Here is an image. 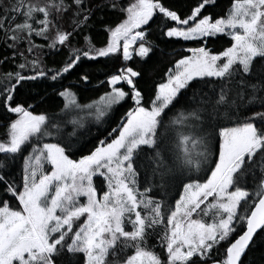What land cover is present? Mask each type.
<instances>
[{
	"label": "snow or ice",
	"instance_id": "1",
	"mask_svg": "<svg viewBox=\"0 0 264 264\" xmlns=\"http://www.w3.org/2000/svg\"><path fill=\"white\" fill-rule=\"evenodd\" d=\"M214 2L202 0L181 18L162 0H133L119 9L123 20L105 25L104 46L84 35L87 47L71 46L60 68L29 59L26 53L44 47L34 37L59 52L115 2L12 0L0 10L3 42L20 61L0 74V106L17 117L0 139V264H243L246 250L264 242V0H231L223 15H204ZM157 13L175 22L163 32L169 38L223 34L230 46L215 54L206 45L188 49L192 55L177 60L147 99L137 84L141 73L121 67L108 76L109 90L85 103L72 84L55 93L63 101L58 111L35 113L16 101L24 82L62 80L84 58L121 50L124 62L133 51L148 57L154 45L142 26ZM129 97L134 106L108 134L115 138L70 158L82 139L78 130L103 123ZM96 176L106 182L102 195ZM179 185L174 206L160 196ZM153 236L160 252L150 245Z\"/></svg>",
	"mask_w": 264,
	"mask_h": 264
},
{
	"label": "trees",
	"instance_id": "2",
	"mask_svg": "<svg viewBox=\"0 0 264 264\" xmlns=\"http://www.w3.org/2000/svg\"><path fill=\"white\" fill-rule=\"evenodd\" d=\"M11 2L12 0H0V10L8 6ZM113 2L117 4V8L113 9L109 6L102 11H96L95 15L89 20L91 27L85 29L82 33L77 30V35L72 38L71 45L69 47H61L59 52H56L54 49H48L47 41L43 38L34 37L33 43L44 45V47L32 53H26L29 59L39 56L43 60L44 65L48 68H60L67 59L71 46L87 47L84 41V35L90 36L95 47L99 48L104 46L108 39V33L104 30L105 25L112 24L114 26L116 23L123 20L125 16L119 9L121 7H127L133 0H107L109 5ZM162 2L170 10L177 11V14L180 15L181 18H184L186 15H189L191 9L199 2H202V0H162ZM230 3L231 0H215L214 4L206 5L205 8L202 9V13L204 15H211L215 18L218 15H223ZM101 17L103 18L102 21L100 19ZM166 25L174 26L175 22L167 21L159 13L155 14V17L150 21L149 25L144 28L148 33L147 40L154 45L153 51L145 58H140L134 54L127 64L128 67L141 73L140 77L137 79V84L142 90L145 99H147L150 94H154L149 90L153 89L157 83L163 82V80L166 79L165 74L170 68L172 69L174 67L176 61L188 55V49L206 45L213 53H219L230 46V38L223 34L208 38L206 41H185L179 38H169L163 35V32L167 31ZM26 48L27 44H22L21 51L26 50ZM14 51V49L7 48L4 44L3 33L0 32V74L16 70V64L20 61L17 58L18 53L14 55ZM5 57L8 58L7 61ZM122 66H124V64L122 62L121 52L109 58L101 57L96 60L84 58L70 73H66L62 80L56 82L51 80L24 82V86L18 87L15 93L16 101H25V107L32 105V110H34L35 113L58 111L59 107H62L63 101L56 96L55 93L59 92L62 87L72 84L73 90L79 94L78 98L80 102L85 103L90 99L98 98L99 95L108 91L109 89L106 83L108 76L118 72ZM25 74L31 75L32 72L28 71ZM85 74L89 77L88 81L80 79ZM102 81L105 83L101 84ZM124 88L126 91L128 90L126 86H124ZM132 107L133 102L129 97L125 102L116 106L111 116L106 118L103 123L96 124L91 122L86 125L85 128L79 129L78 131L82 139L78 150L75 151L74 155H70V158L78 160L81 156L90 154L99 144V141L108 138V134L113 128H116L120 124L121 118L124 117L127 111ZM248 114L251 115V112ZM15 118L16 114L8 113L4 107L0 106V139L4 137L7 124ZM66 130L71 132L72 126L68 125ZM113 137L114 136L108 138V141ZM25 155H27V151ZM20 159L16 162V171H19L22 165V158ZM212 166L214 167V164ZM208 174H210V172ZM203 178L206 179L207 177L204 176ZM181 187L182 186L179 185L178 187L170 188L166 195L160 193V196H164L165 199L169 200L174 206L175 199H178ZM160 196H157V198H160ZM5 199H7V197H5ZM15 203L16 201L12 199V206ZM233 239H235V237H233ZM150 245H156L155 250L157 252L162 250L159 240L155 236L150 240ZM226 247V244L223 245L221 251ZM213 255L216 256L219 255V253H213ZM242 260L243 264H264V242L257 239L256 243L253 244L250 249L246 250V254L242 255ZM209 263H211V261Z\"/></svg>",
	"mask_w": 264,
	"mask_h": 264
},
{
	"label": "rangeland",
	"instance_id": "3",
	"mask_svg": "<svg viewBox=\"0 0 264 264\" xmlns=\"http://www.w3.org/2000/svg\"><path fill=\"white\" fill-rule=\"evenodd\" d=\"M154 17H155V15H154ZM150 23V22H149ZM143 27V29L145 28V27H147V26H142ZM146 32H147V30L146 29H144ZM218 35H220V34H218ZM228 37V36H227ZM230 38V37H229ZM174 39H178V38H174ZM183 40V39H182ZM139 48V42H137L136 44H133L132 45V47H131V49H130V51H132V50H134V49H138ZM192 49V48H191ZM134 54H135V51H133V56H134ZM213 54H215V53H213ZM192 55V53L189 51V53H188V55H186V56H191ZM132 56V57H133ZM121 57H122V50H121ZM183 58V57H182ZM181 59V58H180ZM179 60V59H178ZM122 62H123V64H124V66L125 67H128V63L130 62V61H128V62H124L123 60H122ZM176 64V63H175ZM175 64H174V67H175ZM124 66H122V67H124ZM174 67L172 68V69H174ZM126 86V85H125ZM127 87V86H126ZM108 89H109V86H108ZM133 102V101H132ZM134 106V105H133ZM17 118V117H16ZM15 118V119H16ZM14 119V120H15ZM89 123H91V122H87L86 123V125H88ZM85 125V126H86ZM116 135H118V133H116ZM4 138V137H3ZM115 138V136L112 138V139H114ZM111 141V139L108 141V142H110ZM94 150V149H93ZM21 160V159H20ZM47 167V170L48 171H50L51 169H50V166H46ZM93 183H94V186L98 189V194L99 195H102V193H103V191H106L107 190V188H106V182L104 181V179H103V177L102 176H96L95 178H94V181H93ZM182 186V185H181ZM181 189V191L183 190L182 189V187L180 188ZM180 191V192H181ZM180 194V193H179ZM178 198H179V196H178ZM82 200H83V198H81ZM18 202L16 201V203L13 205V207H15V205L17 204ZM175 204V203H174ZM209 222H211L210 220H209Z\"/></svg>",
	"mask_w": 264,
	"mask_h": 264
},
{
	"label": "water",
	"instance_id": "4",
	"mask_svg": "<svg viewBox=\"0 0 264 264\" xmlns=\"http://www.w3.org/2000/svg\"><path fill=\"white\" fill-rule=\"evenodd\" d=\"M209 264H211V263H209Z\"/></svg>",
	"mask_w": 264,
	"mask_h": 264
}]
</instances>
